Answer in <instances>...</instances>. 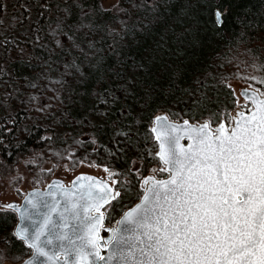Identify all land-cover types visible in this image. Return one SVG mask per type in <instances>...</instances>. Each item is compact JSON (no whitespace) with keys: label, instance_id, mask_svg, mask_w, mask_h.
Here are the masks:
<instances>
[{"label":"snow or ice","instance_id":"obj_1","mask_svg":"<svg viewBox=\"0 0 264 264\" xmlns=\"http://www.w3.org/2000/svg\"><path fill=\"white\" fill-rule=\"evenodd\" d=\"M22 7L30 17L31 8ZM77 7V19L64 7L50 33L67 58L65 74L81 87L82 100L103 98L111 107L123 99L117 111L124 116L141 101L147 105L155 84L153 61L166 45L156 42L144 53L129 48L86 87L92 70L99 68L92 63L97 42L91 30L97 25L89 21L96 9L87 0H77ZM99 10L108 11L103 4ZM227 11L224 5L217 7V24L225 22ZM251 79L264 84V78ZM244 94V104L234 100L231 112H208L201 121H173L166 113L153 118L159 151L149 154L158 158V166L141 177L138 202L107 228L108 237L101 235L105 206L120 192L107 180L86 176L83 182L77 177L71 188L56 181L58 187L47 193L28 194L17 208L20 222L3 239L9 243V236L18 237L33 250L24 264H264V91L253 88ZM119 131L130 138L131 129ZM104 167L111 179L113 172ZM102 249H108L106 260Z\"/></svg>","mask_w":264,"mask_h":264},{"label":"trees","instance_id":"obj_2","mask_svg":"<svg viewBox=\"0 0 264 264\" xmlns=\"http://www.w3.org/2000/svg\"><path fill=\"white\" fill-rule=\"evenodd\" d=\"M125 1L129 3H124L123 8L128 11L113 13L99 10L100 0H87L96 9L90 13L89 21L97 25L91 30L97 42L92 63L98 64L99 68L92 70V77L85 86L92 87L94 81L114 66L121 58L120 54H126L129 48L144 53L156 42L166 45L152 65L155 79L153 98L147 105L141 101L139 106H133L128 116L117 111L124 104L123 99L111 107L103 103V98L95 103V98L85 102L75 77L65 74L62 65L67 58L52 43L50 28L55 27V20L66 6L73 11L72 19L78 18L80 9L77 0H23L21 6L0 0V26H5L4 19L8 20L9 13L19 9L17 19L20 27L24 30L30 27L23 34L24 39L18 38L28 45L26 56L15 55L18 49L14 48L17 46L15 42L11 38L2 41L5 36L0 35V48L4 51L0 56V87L4 82L12 83L3 90L9 92L10 99L7 100L8 109L3 110L5 118L0 119V172L3 175L24 155H33L47 146L51 147L58 139L56 144L63 145L61 151L64 153L70 152L73 147L76 149L74 156L79 161L106 165L117 171L119 183L115 189L120 192L121 199L124 191L118 186L122 185L120 179L129 175L132 179L127 178L126 185L132 180L138 182L140 175L158 165V158L149 154L155 153L158 145L151 131L153 118L160 113H171L174 120H182L184 116L172 112L171 107L185 102V90L196 80L206 79L199 91L201 104L212 112L233 110L236 98L224 83H220L222 89L217 90L214 84L218 72L214 68L225 59L224 51L227 49L234 50L253 43L264 44V0ZM45 3L51 8H44ZM23 4L31 8L30 17ZM5 5L6 13H1ZM220 5H224L228 12L225 22L218 26L215 10ZM120 14H124L123 18ZM10 19H13L12 13ZM9 30L10 27L3 28L4 33ZM52 77H56L55 82ZM42 82H49L52 93L56 95L49 99L61 101L55 120L47 115L52 110H47L44 101L39 100H43L39 92L26 94L35 86L40 88ZM118 95L124 96L122 92ZM128 103L133 101L129 99ZM105 110L107 115L96 114ZM120 129H131L130 138L121 134ZM134 161L139 163V175L133 168ZM127 196L134 197L131 191ZM125 199L121 202L127 201ZM127 202L132 204V201ZM16 223L14 212L0 211V264L17 263L30 254V248L17 237L9 236V243L3 239L6 231L11 232Z\"/></svg>","mask_w":264,"mask_h":264},{"label":"rangeland","instance_id":"obj_3","mask_svg":"<svg viewBox=\"0 0 264 264\" xmlns=\"http://www.w3.org/2000/svg\"><path fill=\"white\" fill-rule=\"evenodd\" d=\"M4 1L8 4L16 3L21 6L23 0H4ZM124 3H129V2H126L125 0H100V5L103 4V7L105 9H108L113 13H121V11L112 7V5L118 4L120 9H125L123 8L125 7ZM4 12H5L4 9L1 10V13ZM11 13L13 19H10ZM11 13L8 14L9 15L8 20L4 19L5 22L4 27H10L11 28V30H9L10 32L4 33L3 31L4 27L0 26L1 37L2 35L5 36V38L2 39V41L9 40V38H11V40L15 42L14 45H17L14 48L18 47V49L15 51V55L26 56L28 55L27 52L28 45L26 44V42L21 41L19 39L25 38L23 37L24 36L23 34H25V32H27L30 27H28L25 30L20 27L19 25L20 21H18L17 19L19 9H15ZM123 15L124 14H120V17L123 18ZM13 36H15V38ZM6 37H8V39ZM257 44L258 43H253L248 46H240L238 49L225 50L224 51V53L226 54L225 59L221 63L219 62L218 66L214 68V70L218 72V76L217 78H215L216 82L214 84L217 90H221L222 86L220 85V83H224L227 88L231 89V91L233 92L236 98L235 100L239 101L241 105L244 104L245 102V100L241 97L242 89L255 88L257 91H264V84L260 82V79L257 80L251 79L252 76L264 78V44L259 43L260 46ZM3 52L4 51H2V48H0V56H3ZM220 74L221 77L218 78ZM55 78L56 77H52L53 82H55L56 80ZM205 83H206L205 78L202 79L200 78L196 80L191 87H188L185 90V94H186L185 95L186 99L184 100L185 102H180L177 103L176 105H173L171 107V111L180 116H184V118H187L192 122L201 121L202 119L206 118L208 112H212V109H208L207 107H205L204 104H201V97L199 94L201 85ZM0 84H1V80H0ZM11 85L12 83L4 82L3 85L0 87V98L4 100L2 101L0 99V119L5 118V114L3 113V110L8 109L9 105L7 100L10 99L9 92L3 90L4 88H7ZM51 90L52 89L49 87V82H42L40 83V88H37V86H35V89L26 91V94L35 95L37 92H39L43 98V100L42 99L39 100L41 102L44 101V103L47 106L46 107L47 110L49 109L52 110V112L47 113V115H49L51 119L55 120L58 118V113H59L57 112V109L62 104L60 103L61 101L58 102L49 99L52 96H56L52 93ZM45 97L47 99H44ZM226 103L230 105L229 104L230 101H227ZM53 104H55V106H52ZM227 104L226 106H228ZM231 111L229 110L228 112ZM170 114L171 113H168L169 117L171 118ZM191 117H200L202 119L193 120L191 119ZM172 119L174 120V118ZM175 120L180 121L179 119H175ZM64 134L66 133L64 132ZM55 141L58 142L59 140L55 139ZM56 142H54L53 145H51V147L47 146L46 148H44V150L36 151L33 155L32 154L24 155L23 157L20 158L19 162L14 164L11 170L5 172V175H3V172H0V211L5 210L1 207V204H7L11 202L21 203L27 191L33 188H44L54 178H61L65 181L66 184L69 185L77 175L81 173H89V174L97 175L109 181L114 186V188L117 186V184L119 183V178H117L118 177L117 171L107 167L108 170H111L113 172L112 178L109 179L108 171H106L103 165H99L87 161H79V159L76 156H74L75 154L74 151H76L75 148L72 147V150L70 152L64 153L63 151H61V149L64 148L63 145L61 146L59 143L56 144ZM157 151H158V145H157ZM138 164L139 163L137 161H134L133 168L135 170H138L139 167ZM153 167L148 169L145 173H143V175H140V179L142 176H147L149 174H152L151 170ZM163 175L166 176V174ZM127 178L132 179L129 175H127L126 177H123V179H120L122 185L121 186L120 184L118 185L121 188V190L124 191V195H122L121 199L117 197L115 199L116 201L114 200L111 206L107 207V211L105 212V218H106L105 228L103 229L104 235L107 234L105 229L107 227L116 226V222L118 221L119 217L123 214V211L127 208H130L134 203H136V201H138L136 198L139 197V195L141 194L140 179H138V182L132 180L131 184L126 185L125 181H127ZM130 191L133 193L134 197L136 196L135 198L127 196V194ZM123 198L124 199L126 198L125 200L127 201H132V204L129 205L127 201L121 202ZM30 254H31V249H30ZM20 262L11 263V264H18Z\"/></svg>","mask_w":264,"mask_h":264},{"label":"water","instance_id":"obj_4","mask_svg":"<svg viewBox=\"0 0 264 264\" xmlns=\"http://www.w3.org/2000/svg\"><path fill=\"white\" fill-rule=\"evenodd\" d=\"M215 12H216V10H215ZM215 20H216V16H215ZM217 25H218V26H221L220 24H217ZM252 89H253V88H244V89H242V90H241V97L245 100V94H244L245 90H249V91H250V90H252ZM255 90H256V89H255ZM162 114H164V113H162ZM158 115H161V114H158ZM168 118H169V120H173V119H171L169 116H168ZM173 121H175V120H173ZM153 123H154V122H153ZM153 135H154V137H155V134H154V133H153ZM156 142L158 143V151H159V142H158V141H156ZM182 142L187 143V139L185 138V140L182 141ZM86 176H91V177H96V178H99V179H103V178H101V177H99V176H97V175H94V174L81 173V174L77 175V176L72 180V182H71L70 185H67L63 179H61V178H54V179H52V180H51V181H50V182H49L44 188H33V189L27 191V193H26V195L23 197L21 203L11 202V203H13L14 205H16V207H14V208H12V209H7V208L4 207V205H6V204H1V207H2L3 209H5V210H9V211L14 212V213L16 214V217H17V223H16V224H18V223L20 222V216H19V211H17V208H18V207H19V208H22V206L25 205V203H26L25 197H26L28 194L33 193V192L47 193V192L50 190V188L55 189L56 187H58V186L55 185V183H54V182H56V181H61L63 187H65V188H71V187L73 186V184L77 182V177H81V181H80V182H83V181H84V178H85ZM103 180H104V179H103ZM108 183L111 184L109 181H108ZM111 185H112V184H111ZM113 188H114V187H113ZM61 195H63V193L57 192V196H61ZM137 202H138V201H137ZM137 202H136V203H137ZM110 203H111V202H110ZM136 203H134L133 206H134ZM7 204H9V203H7ZM106 206H107V205H106ZM106 206H105V207H106ZM131 207H132V206H131ZM122 215H123V214H122ZM122 215H121V216H122ZM121 216H120V217H121ZM119 219H120V218H119ZM119 219H118V220H119ZM113 227H115V226H113ZM107 228H108V227H107ZM107 228L105 229L106 231H107ZM107 232H108V231H107ZM101 235H102V230H101ZM109 235H111V233L108 232V235H107L106 237H108ZM106 237H105V238H106ZM17 238H18V237H17ZM18 239L20 240V238H18ZM27 247H28V246H27ZM29 248H30V247H29ZM30 249H31V248H30ZM32 252H33V250L31 249V254H30L27 258H25L23 261H21L20 263H18V264H24L25 261H27L29 258H31V256H32ZM101 252H102V250H101ZM107 253H108V249H106L105 253L103 254L105 260L107 259Z\"/></svg>","mask_w":264,"mask_h":264}]
</instances>
